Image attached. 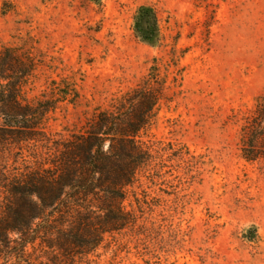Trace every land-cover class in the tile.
Listing matches in <instances>:
<instances>
[{
    "label": "rangeland",
    "instance_id": "obj_1",
    "mask_svg": "<svg viewBox=\"0 0 264 264\" xmlns=\"http://www.w3.org/2000/svg\"><path fill=\"white\" fill-rule=\"evenodd\" d=\"M141 7L158 19L150 41L134 29ZM4 48L33 59L29 100L50 98L53 81L74 85L78 98L49 114L55 138L80 131L153 67L166 81L143 141L168 149L128 187L135 225L107 235L91 260L264 264V161L240 152L243 119L264 96V0H0ZM34 153L0 152V171L35 168Z\"/></svg>",
    "mask_w": 264,
    "mask_h": 264
},
{
    "label": "trees",
    "instance_id": "obj_2",
    "mask_svg": "<svg viewBox=\"0 0 264 264\" xmlns=\"http://www.w3.org/2000/svg\"><path fill=\"white\" fill-rule=\"evenodd\" d=\"M134 26L142 40L159 36L151 7L138 10ZM34 67L28 55L0 51V152L33 147L36 160L35 168L0 171V264H97L90 258L105 237L136 223L124 206L128 187L168 149L143 141L167 100L166 81L153 67L80 131L55 138L45 132L49 114L78 93L53 81L50 98L29 100ZM240 152L247 162L264 161V96L243 119Z\"/></svg>",
    "mask_w": 264,
    "mask_h": 264
}]
</instances>
